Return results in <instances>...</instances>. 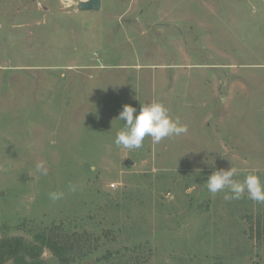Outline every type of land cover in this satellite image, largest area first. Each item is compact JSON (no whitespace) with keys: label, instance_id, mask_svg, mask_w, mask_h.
Segmentation results:
<instances>
[{"label":"rangeland","instance_id":"1","mask_svg":"<svg viewBox=\"0 0 264 264\" xmlns=\"http://www.w3.org/2000/svg\"><path fill=\"white\" fill-rule=\"evenodd\" d=\"M78 1L0 0V239L55 233L42 264H264V203L205 182L264 183V0ZM152 102L187 133L118 147L123 105Z\"/></svg>","mask_w":264,"mask_h":264},{"label":"clouds","instance_id":"2","mask_svg":"<svg viewBox=\"0 0 264 264\" xmlns=\"http://www.w3.org/2000/svg\"><path fill=\"white\" fill-rule=\"evenodd\" d=\"M117 118L123 121L124 127L116 133L114 143L129 151L141 148L145 137H150L154 144H158L165 138L180 136L188 131L187 125L180 123L179 119L171 118L168 109L159 102L141 105L139 110L125 104ZM36 169L47 175V169L42 163H38ZM239 175L238 169L232 166L214 170L205 181L208 193L224 192V199L228 201L239 200L247 194L248 199L264 203V183L259 176L246 173L241 181L235 179ZM63 195V192L49 193L54 201Z\"/></svg>","mask_w":264,"mask_h":264},{"label":"trees","instance_id":"3","mask_svg":"<svg viewBox=\"0 0 264 264\" xmlns=\"http://www.w3.org/2000/svg\"><path fill=\"white\" fill-rule=\"evenodd\" d=\"M37 242H27L22 237H2L0 239V262L12 259L14 264H42L39 257L42 247L52 249L56 255L63 258L61 253L67 252L65 242L57 240L53 232H41Z\"/></svg>","mask_w":264,"mask_h":264},{"label":"water","instance_id":"4","mask_svg":"<svg viewBox=\"0 0 264 264\" xmlns=\"http://www.w3.org/2000/svg\"><path fill=\"white\" fill-rule=\"evenodd\" d=\"M101 6V0H79L76 3V8L79 10H99ZM127 162H131L127 160Z\"/></svg>","mask_w":264,"mask_h":264}]
</instances>
